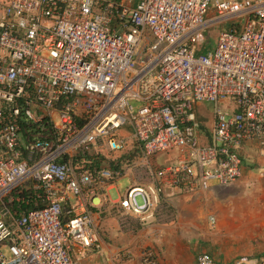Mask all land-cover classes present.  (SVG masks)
Here are the masks:
<instances>
[{"label": "built area", "instance_id": "obj_1", "mask_svg": "<svg viewBox=\"0 0 264 264\" xmlns=\"http://www.w3.org/2000/svg\"><path fill=\"white\" fill-rule=\"evenodd\" d=\"M202 103L214 106L206 143ZM246 145L264 178V0H0V264H78L98 242L93 213L150 228L165 187L240 179ZM194 264H264V251Z\"/></svg>", "mask_w": 264, "mask_h": 264}, {"label": "rangeland", "instance_id": "obj_2", "mask_svg": "<svg viewBox=\"0 0 264 264\" xmlns=\"http://www.w3.org/2000/svg\"><path fill=\"white\" fill-rule=\"evenodd\" d=\"M136 1L133 0V3ZM221 30L222 27L218 25L206 29L202 43L205 45L204 54L213 50L217 34ZM201 105L203 108L205 106L206 112L213 113V104L202 103ZM253 152L244 155L249 170H245L240 179L234 183L228 186H218L212 182L210 188L195 193L188 199L184 197L185 199L177 202L176 206H158L159 209L163 208L168 213L175 211L177 219L172 224L177 227L178 249L183 256L180 258L164 245L159 249L161 264H187V259L190 260L193 256L195 259L199 251L208 252L216 262L226 263L242 256L253 258L254 252L258 257L261 253L259 251L264 250V178H259L256 171L263 158ZM171 155L174 157L175 154ZM130 156L125 159L130 163L136 161L133 155ZM130 182L129 177L121 178L116 184V189L110 192L111 199H117L118 194H122ZM138 203H141L140 198H138ZM159 209L156 211L155 221L158 220ZM211 217L215 219L213 227L209 222ZM160 220L164 221L161 216ZM152 230V228H143L138 221L131 220L127 221L125 227L121 226L119 231L127 235L130 240L141 242L156 235ZM97 239L96 245H99L100 240L105 243L112 242V238L106 235L104 229H97ZM116 245L120 246L119 243ZM147 249L142 248L141 252L144 253ZM92 250L95 251L96 248L78 250L75 253L78 257H76L77 263L96 264L95 260L92 261L95 255ZM132 256L131 253L130 257ZM130 261L126 264H134L133 258ZM125 262L126 260L124 264Z\"/></svg>", "mask_w": 264, "mask_h": 264}, {"label": "crops", "instance_id": "obj_3", "mask_svg": "<svg viewBox=\"0 0 264 264\" xmlns=\"http://www.w3.org/2000/svg\"><path fill=\"white\" fill-rule=\"evenodd\" d=\"M195 110H196L195 112H196V117H197L198 128L201 131V140L204 141V143L209 142L210 132L213 126V113L206 112L205 106L203 108L201 104L197 105ZM253 151H256L253 145L252 146L246 145L241 151L244 157L243 158V173L245 170L247 169L249 170L248 162L245 159L246 156L244 155H249ZM253 154H257V151L253 152ZM130 157L131 156L128 154V158ZM174 159H175V156L172 157L171 154L158 155L156 158L153 159L152 164L156 167H162V166L172 163ZM138 160L140 161V159H137V161ZM252 171L253 170H251V172ZM127 177L130 178V175H128ZM117 182L107 189V194L109 197H110V192L116 189ZM201 191H202L201 189H198V190L196 189L194 192H185L181 189L165 187L163 190L162 197H161L160 205L161 206L163 205L164 206H169V205L176 206L177 202L181 201L182 199H185L184 197H187L188 199L193 194L199 193ZM124 192L122 194H118L117 199L113 200L110 197V200L112 201L121 200ZM160 216L162 217L164 221L160 220ZM68 218L69 216L65 214V220H67ZM93 218L94 219L99 218L98 223H97L98 225L97 229L98 230L104 229L106 231V235L110 239L111 238L113 239V240L111 239L112 242H108V243H105L100 240L99 245H96L95 247L96 250L95 251L92 250L93 253L95 254L92 257V261L95 260L96 264H120V263H124L125 260H126L125 263H129L131 261L127 260V256L131 255V253L133 255L131 257L133 258V263L139 264L143 256L142 254L143 252H141V249L145 247L148 248L146 251L149 250L155 253L158 264H161L159 249H161V247H163L164 245H165L164 247L171 249L174 253H176V255H179L180 258H183V256L179 253L180 250L178 249L179 241L177 240V238H179V235H176V232H178V230H177V227L173 226L172 224L177 219L175 211L168 213L163 208L159 209V212H157L158 220H156L155 223L150 227L153 229L152 231L153 233L155 232L154 234L156 235H154L150 239H146L141 242L130 240L129 237H127V235L120 233L119 231L121 228L120 222L118 220L117 215L114 212H111V211L110 213L105 212L104 215H101V216L97 215L96 213H93ZM122 230L126 231V229H122ZM117 243H119L120 246H117L116 245ZM263 251L264 250H260L259 253L260 252L262 253ZM193 257H191L190 260L187 259V262H188L187 264L195 263V259ZM252 257H256L255 252L252 255Z\"/></svg>", "mask_w": 264, "mask_h": 264}]
</instances>
